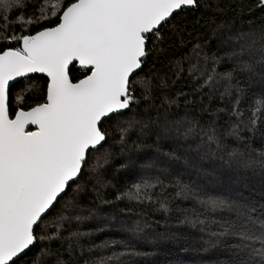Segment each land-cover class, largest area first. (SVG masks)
Listing matches in <instances>:
<instances>
[{"label": "snow or ice", "instance_id": "obj_1", "mask_svg": "<svg viewBox=\"0 0 264 264\" xmlns=\"http://www.w3.org/2000/svg\"><path fill=\"white\" fill-rule=\"evenodd\" d=\"M234 2L237 9L223 0H62L50 5L51 16L41 13L37 20L17 16L12 21V12L24 8L26 0H0V264H78L75 252L83 251L80 238L91 232L68 228L99 218L102 211L95 208L82 215L85 196L93 194L109 207L125 200L150 201L167 213L170 201L162 194L168 187L192 202L191 208L178 211L184 214L181 223L199 229L204 250L223 249L229 254L223 264H264V205L257 207L228 188L209 187L197 159L204 154L219 157L229 168L236 164L264 172V89L248 97L239 79L259 75L264 83V25L244 32L243 24L237 28L234 22L245 12L252 14L253 8L264 9V0L251 6L243 0ZM189 9L212 16L205 23L212 28L210 39L217 43L211 55L205 52L211 48L207 41L196 45L193 52L198 57L205 52L203 66L191 65L190 71L195 69L199 77L193 91L201 94L207 86L209 101L214 85H224L220 99L228 97L231 110L216 111L227 113L231 126L223 135L211 117L207 126L201 123L202 116L189 119L187 111L178 119L170 118L175 115L170 106L178 105V100L163 91L168 88L167 77L160 78L159 104L150 91L137 95L133 77L139 79L153 54L164 53L167 41L182 35L186 17L180 13ZM230 10L235 13L231 20ZM252 24L248 21L250 28ZM245 38L247 43L241 44ZM218 65L226 70L219 71ZM34 74L42 75L40 83ZM188 95L176 93L191 107L196 101ZM245 100L248 108L241 110ZM166 105L169 108L161 116L160 108ZM208 109L204 105L199 111ZM133 132L140 142L129 145ZM115 136L119 139L109 144ZM153 136V143H144ZM197 137L194 157L190 142ZM162 141L172 146L171 152L162 150ZM116 145L125 159L120 168L133 182L126 181L109 201L103 190L116 179H105ZM182 156L186 167L180 171L177 163ZM157 188L161 192H155ZM53 225L55 231H50ZM143 227L138 219L127 231L138 235ZM109 244L130 247L118 240L94 247L107 249ZM138 255L112 251L85 264H136L131 258Z\"/></svg>", "mask_w": 264, "mask_h": 264}, {"label": "trees", "instance_id": "obj_2", "mask_svg": "<svg viewBox=\"0 0 264 264\" xmlns=\"http://www.w3.org/2000/svg\"><path fill=\"white\" fill-rule=\"evenodd\" d=\"M45 1L46 0H26L24 8L19 12H12L11 20L15 21L17 16H21L24 19L37 20L40 19L41 13L51 16L52 9L48 11L43 10ZM54 2L59 4L62 0H52L51 4ZM223 2L232 4L233 9L238 8V4L235 3L234 0H223ZM243 2L251 6L254 3H258V0H243ZM234 15L235 13L230 10L228 13V19H233ZM180 16L186 17V20H184V31L182 35H177L174 39H169L167 41V49L164 53L153 54L148 60V63L143 67V70L138 73L139 79L133 77V79L137 80V95L141 96L145 94V90L150 91L156 96L155 102L159 104L160 99L162 98L160 78L167 77L164 83L168 85V88L163 89V91L169 92V98L175 97L178 100V105L174 104L170 106L171 112L175 114L170 118H180V116L187 111L190 118H200L202 116L203 119L201 120V123L207 126L208 120L211 117V119L216 121L218 134L223 135L231 126L227 123L229 119L227 113H217L216 111L218 108L225 107H227L229 111L231 110V102L228 97H225L223 101L220 99V93L223 92L224 85H214V98L212 101H209L208 96L210 93L207 86L204 87L201 94H197L193 91V89H196L199 86L197 84L198 78L196 77L194 79V75L190 72L189 68L192 62L193 49L196 45H202L207 41L209 44L211 43L212 49L215 48L213 41L210 40V37L212 36V28H209L205 23V21L212 19L211 13L204 12L200 9H189L187 12H181ZM197 21L199 22L197 23ZM248 21H253L251 28L248 25ZM218 22L219 21L217 20V23ZM234 22L237 28H240L241 24H243L242 30L244 32L254 31L257 29L258 25H264V9L253 8L252 14L245 12L244 14L237 16ZM212 27H215V25ZM9 32L11 33V29H9ZM19 32L20 29L17 28L16 34L18 35ZM170 35L171 33L166 34V36ZM240 43H247V39H242ZM160 47H165V45H160ZM227 63L228 61L225 60V64ZM217 67L221 72L226 70L219 65ZM150 69L152 72L149 75H145L146 73H149ZM157 73L158 77L156 76ZM255 77L252 79H248L247 76L244 75L239 77L248 97L254 95L251 93V89L254 85L253 81H255ZM34 79H36L37 83H40L42 77L34 75ZM173 81H176V83L173 84ZM200 83L203 82L200 81ZM177 92L189 94L188 99H195L196 104L191 107H186L184 98L176 96ZM13 93L15 94V88H13ZM232 100H235V95H233ZM200 101H203V103H200ZM204 105H209V109L207 112L201 113L199 109L203 108ZM168 108L169 106L167 105L161 107L160 114L164 115ZM247 108L248 102L245 100V102L241 104V110ZM233 122L235 121L233 120ZM117 139H119L118 136L113 137L109 140V144H113ZM226 139L229 143L234 145V141L231 137H227ZM134 140L137 143L140 142V140L137 139L136 133L133 138L130 137L128 144L131 145ZM154 140L155 137L153 136L145 139L144 143L151 144ZM161 148L164 152L172 151V146L166 141L161 142ZM113 153L112 163L105 179H109L111 176H115L116 179L112 180V184L103 190V198L109 201L114 200V197L118 194L117 189L122 190L121 186L124 185L126 181L128 183L133 182L131 177L125 175V170L120 168V165L125 163V159L120 154L119 145L114 147ZM128 154L129 153L126 150L125 155ZM148 155H152L150 150ZM161 159H166V157H161ZM204 160V158L201 160L203 181L208 183L209 187L219 188V186L207 181V179L211 180L210 177H213L216 182V178L220 177L219 183L225 181L229 184L228 189H230L234 195L244 199L231 184L228 176L229 170L227 172L222 169L218 162H211L210 160V164ZM160 166L166 167L167 165ZM207 168L210 170H207L209 173L205 172V169ZM153 174H155V172H153ZM185 178H188L187 173L185 174ZM164 183L168 184V179H165ZM113 184L116 185V187H112ZM244 188L245 187H242L241 190L246 191ZM155 192H161V189L157 188ZM254 193H257L258 197L254 198V201L249 202L257 207L264 205V189ZM149 195L155 198V193H149ZM162 195L166 196L168 201H170L169 211L167 213L160 209L158 203H152L150 201L139 203L136 201L130 202L125 200L109 207L100 204V201L97 200L93 194L85 196L81 204V207L84 209L81 213L82 215L87 216L90 209L101 208L102 211L99 214V218L93 217L90 219L93 220V222H88V220H86L82 222L78 228L76 224L73 223L72 227L68 228V231L79 230L81 232H91V235L80 238V245L82 246L83 251L77 249L75 252V255L79 257L78 264H85V261H92L94 258L108 256L112 254V251H117L118 245L109 244L107 249L94 247V245H99L106 240H118L131 244L132 242L128 241V238L132 239L134 235L131 236L127 229L138 219L142 226L146 225V227H143L142 232L145 234L144 238L147 239V241L140 242V236L139 240H137L140 244L139 249H147L157 252L158 256L155 259L154 264H223V262L228 259L229 254L227 252L220 248H209L208 250H204L202 241L200 243L194 242L196 237L199 238L201 236L199 229L196 228L198 229V232H192L193 228L191 226L181 223L184 214L182 211L178 210L191 208V201L176 196L175 189L172 187L166 188ZM120 209H124V212L121 213ZM112 213H115V219L112 220L110 218L107 220L110 216L112 217ZM53 215H55V212L50 214V216ZM94 221H96V223H94ZM65 227H67V225H65ZM97 228H101L103 231H95ZM162 230H164V232H169L172 236L164 237V235L161 234ZM50 231H55V225L50 228ZM68 231H64L63 235L67 236ZM190 233L192 234L191 238L188 237ZM160 243L168 245L165 257L168 255L170 258L167 260L159 253V250L162 249ZM56 247H58V243L53 244V248ZM89 249H91V252H89ZM121 250L123 249H120L117 252H120ZM61 251L63 250L61 249ZM131 259L134 260L136 264L144 263L139 257H133Z\"/></svg>", "mask_w": 264, "mask_h": 264}, {"label": "rangeland", "instance_id": "obj_3", "mask_svg": "<svg viewBox=\"0 0 264 264\" xmlns=\"http://www.w3.org/2000/svg\"><path fill=\"white\" fill-rule=\"evenodd\" d=\"M51 2H52V0H46L45 1L44 7H43L44 11L51 10V7H50ZM210 40L213 41L214 45H216L217 41L215 40V38H212ZM204 44H202L201 46H203ZM210 45H211V43H210ZM211 51H212V48L205 49V52H207L208 55H211ZM205 52H201L199 57L197 55H195L193 52L191 65H198V67H202L203 66V55L205 54ZM210 67H211V65H209V68ZM190 72L194 75V77H197L199 79L198 73L195 69H193ZM253 82H254V85L252 86L251 93H253V94L260 93L261 90L264 89V83H261V78L259 77V75H257L255 77V81H253ZM184 114L181 115L180 117L184 116ZM153 115H155V111L153 112ZM161 116H163V115H161ZM188 118L194 119V118H190L189 116H188ZM177 119H178V117H177ZM134 136H135V132H133L130 137L133 138ZM190 143H191L192 155L195 157L196 156L195 149H196L197 144L199 143V137L196 138L195 142H190ZM184 147L188 148L189 145L185 144ZM178 155H180V153H178ZM201 155L203 156V158L208 163L211 164V162H218L222 169L226 170L227 172L229 170L228 176H229V180H230L231 184L233 185V187H235V189L237 190L239 195L242 196L245 200L254 201L255 200L254 198L258 197L257 193H254V192L261 191L264 189V172H261L259 169L255 170V171L245 170L243 168L238 167L236 164H234L232 168H229L226 165H222L219 157H215V158L210 159L209 157H207L204 154H201ZM197 159H199L200 165H202L201 164L202 159H200V158H197ZM210 160H211V162H210ZM190 163L191 162H189V164ZM185 167H186V165L184 164V158L182 156L181 161L177 163V168L180 169L181 171H183ZM207 170L210 171L207 168V169H205V172H207ZM207 173H209V172H207ZM210 179L212 181L209 179H207V181L215 183L217 186H219V188H228V186H229V184L226 183L225 181H222L221 183H219L220 177L216 178V182H215L213 177H210ZM242 187H245L244 190H246V191H242L241 190ZM188 201H190V200H188ZM190 203H192V202H190ZM110 218L113 220V217H111V216L107 220H109ZM88 222H93V220H90V221L88 220ZM94 223H96V221H94ZM194 231L198 232V229L193 228L192 232H194ZM191 233L188 236L189 238H191V235H192ZM161 234H163L164 237L172 236V235H170L169 232H164V230H162ZM130 235L133 236L132 233H130ZM140 236H141V238H140ZM144 236H145V234L143 232H141L138 235H134L132 239L128 238V241H131L132 243L131 244H129L127 242H125V243L129 244L130 247L128 249H124L122 246L118 245L117 251L120 249H123L121 251H136L138 253H141V255L134 256V257H136V258L139 257V259L144 262L143 264H154L155 259L158 256V253L153 252L152 250L139 249L140 244L137 242V240H139V238H140V242L147 241V239L144 238ZM194 240H195L194 241L195 243L201 242L200 238H198V237H196ZM160 245H161L162 249L159 250V253L161 255H163L166 260L169 259L170 256L167 255V257H165L167 250H168V245H166L165 243H160ZM162 250H163V253H162ZM178 264H181V263H178Z\"/></svg>", "mask_w": 264, "mask_h": 264}, {"label": "water", "instance_id": "obj_4", "mask_svg": "<svg viewBox=\"0 0 264 264\" xmlns=\"http://www.w3.org/2000/svg\"><path fill=\"white\" fill-rule=\"evenodd\" d=\"M34 75H37V76H41V77H42L41 74H34ZM28 130H29V131L34 130V129H33V126H28Z\"/></svg>", "mask_w": 264, "mask_h": 264}]
</instances>
